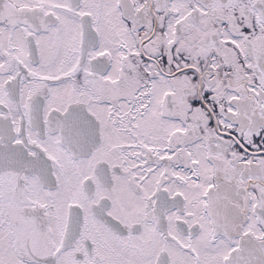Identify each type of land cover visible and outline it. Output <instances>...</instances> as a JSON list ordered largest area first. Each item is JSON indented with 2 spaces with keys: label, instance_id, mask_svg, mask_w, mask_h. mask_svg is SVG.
I'll return each instance as SVG.
<instances>
[{
  "label": "snow or ice",
  "instance_id": "snow-or-ice-1",
  "mask_svg": "<svg viewBox=\"0 0 264 264\" xmlns=\"http://www.w3.org/2000/svg\"><path fill=\"white\" fill-rule=\"evenodd\" d=\"M0 264H264V0H0Z\"/></svg>",
  "mask_w": 264,
  "mask_h": 264
}]
</instances>
